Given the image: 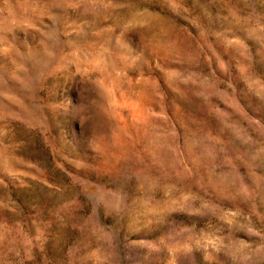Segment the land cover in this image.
<instances>
[{
  "label": "rangeland",
  "instance_id": "obj_1",
  "mask_svg": "<svg viewBox=\"0 0 264 264\" xmlns=\"http://www.w3.org/2000/svg\"><path fill=\"white\" fill-rule=\"evenodd\" d=\"M0 264H264V0H0Z\"/></svg>",
  "mask_w": 264,
  "mask_h": 264
}]
</instances>
